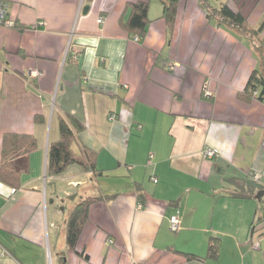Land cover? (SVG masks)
<instances>
[{"label": "crops", "instance_id": "crops-1", "mask_svg": "<svg viewBox=\"0 0 264 264\" xmlns=\"http://www.w3.org/2000/svg\"><path fill=\"white\" fill-rule=\"evenodd\" d=\"M6 1L14 26L0 24V162L6 133L32 134L38 146L17 192L0 194V264H264V237L255 249L250 236L264 190V100L239 97L257 64L237 81L214 76L205 56L184 54L163 0ZM139 1L150 22L136 40L124 22ZM218 2L251 27L264 18V0ZM69 114L85 126L73 148L95 152L96 170L75 163L49 175V146L60 137H46L47 127ZM210 148L216 155L205 157ZM240 191L258 193L233 195ZM86 198L101 200L74 250L67 221ZM212 238L217 258L208 257Z\"/></svg>", "mask_w": 264, "mask_h": 264}, {"label": "trees", "instance_id": "trees-1", "mask_svg": "<svg viewBox=\"0 0 264 264\" xmlns=\"http://www.w3.org/2000/svg\"><path fill=\"white\" fill-rule=\"evenodd\" d=\"M179 0H163L164 13L169 28L172 30L177 18V5ZM220 1V0H217ZM202 6L208 10V15L216 14L221 20L226 21L243 32L250 35L255 42L258 50L264 51V18L260 25L251 27L247 18L240 12L232 10L227 3H221L218 7L210 9L208 0H201ZM130 14L124 22V27L133 35L142 38L147 33V26L150 22L149 3L134 2L130 3ZM258 92L257 96L254 93ZM240 99L250 102L253 98L264 100V76L259 70H254L248 80L246 88L240 92ZM43 119L37 116L36 120ZM85 126L74 116L66 115L60 121V138L49 146L47 172L49 175H57L65 171L70 164H80L87 170H96V153L82 146L81 153L74 150L73 144L76 141L78 133L83 131ZM38 146L36 136L27 133H6L2 139V159L0 162V181L4 184L19 188L21 175L29 169V154ZM258 193V192H256ZM256 193L245 194L233 193L235 196L245 197L247 195L255 196ZM100 198L81 199L74 207L67 221V244L69 248L76 249L78 240L85 223L88 220L89 207ZM139 200L143 202V197L139 195ZM250 236L257 239L264 237V196L259 200L258 208L254 220L250 226ZM220 242L216 238L211 239L209 247V258H217L219 255ZM190 260H202L195 254L184 253Z\"/></svg>", "mask_w": 264, "mask_h": 264}, {"label": "rangeland", "instance_id": "rangeland-1", "mask_svg": "<svg viewBox=\"0 0 264 264\" xmlns=\"http://www.w3.org/2000/svg\"><path fill=\"white\" fill-rule=\"evenodd\" d=\"M208 2L211 5L210 9L219 6L217 0H208ZM176 5L177 19L173 29L170 30L174 32L176 28L183 44L187 45L188 50L184 53L185 55L195 54L198 60L205 56V69L213 68L212 72L216 77L222 73L224 82H230L234 75V80L237 81L238 76H241V73L253 64H257L256 69L264 76V60L259 58L256 53L257 47L250 38L242 34L245 37L241 39L231 30L229 32L223 28L218 31L220 17L211 12L209 16L201 0H179ZM202 9L205 19L201 15ZM194 64L200 66V62ZM246 75L247 73L244 74ZM46 137H51V139L60 137V128L48 125ZM255 201L259 203L258 199Z\"/></svg>", "mask_w": 264, "mask_h": 264}, {"label": "built area", "instance_id": "built-area-1", "mask_svg": "<svg viewBox=\"0 0 264 264\" xmlns=\"http://www.w3.org/2000/svg\"><path fill=\"white\" fill-rule=\"evenodd\" d=\"M9 11V3L6 0H0V24L7 26V27H13L14 26V22L12 20H10L8 18V12ZM101 22H103V18L101 17ZM139 37H136V40H138ZM174 68V65L171 66V68ZM30 75L32 78H37L38 76L41 75V71L37 70V69H33L30 72ZM207 96L209 95V93H206ZM258 92L254 93V96H257ZM216 155V150L215 149H206L204 156L211 158L214 157ZM261 176L258 174H254L253 175V179L255 181H260ZM156 181V179H155ZM17 192V189L14 187H8L6 186L3 182L0 181V194L4 195L5 197H11L13 194H15ZM181 229V216L179 214L174 215L171 218V230L175 233H177L179 230ZM253 247L255 249H259L261 248V240L257 239L253 241Z\"/></svg>", "mask_w": 264, "mask_h": 264}, {"label": "water", "instance_id": "water-1", "mask_svg": "<svg viewBox=\"0 0 264 264\" xmlns=\"http://www.w3.org/2000/svg\"><path fill=\"white\" fill-rule=\"evenodd\" d=\"M87 8H88V7H86V10H87ZM263 196H264V190L260 191V192L257 194L256 198H257L258 200H260Z\"/></svg>", "mask_w": 264, "mask_h": 264}]
</instances>
